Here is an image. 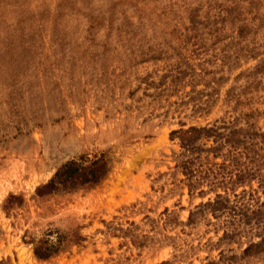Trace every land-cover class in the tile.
Wrapping results in <instances>:
<instances>
[{"label":"rangeland","instance_id":"rangeland-1","mask_svg":"<svg viewBox=\"0 0 264 264\" xmlns=\"http://www.w3.org/2000/svg\"><path fill=\"white\" fill-rule=\"evenodd\" d=\"M100 151L98 186L35 196ZM49 230L85 240L37 260ZM2 261L264 264V0H0Z\"/></svg>","mask_w":264,"mask_h":264},{"label":"trees","instance_id":"trees-1","mask_svg":"<svg viewBox=\"0 0 264 264\" xmlns=\"http://www.w3.org/2000/svg\"><path fill=\"white\" fill-rule=\"evenodd\" d=\"M212 130L211 127L189 126L184 130H174L172 134L178 133L181 146L187 148L202 136L210 137ZM114 164L115 157L108 151L80 154L57 167L45 183L35 188V196L42 197L92 189L107 178L113 170ZM23 202L24 199L21 195L10 193L4 200L2 207L7 212L13 206H21ZM117 230L132 234V228L130 227L125 229L119 227ZM83 240H85V237L80 232L72 233L70 237H67L58 231L49 230L40 238L31 237L28 240L24 239V242L32 246L33 255L37 260H48L61 252L67 251L72 245H79ZM132 240L135 242L134 239ZM0 264H7V262L2 261Z\"/></svg>","mask_w":264,"mask_h":264}]
</instances>
